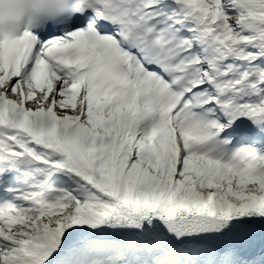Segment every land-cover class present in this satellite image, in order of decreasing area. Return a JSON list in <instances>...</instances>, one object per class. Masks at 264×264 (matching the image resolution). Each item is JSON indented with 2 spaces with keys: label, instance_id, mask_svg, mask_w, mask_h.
<instances>
[{
  "label": "snow or ice",
  "instance_id": "snow-or-ice-1",
  "mask_svg": "<svg viewBox=\"0 0 264 264\" xmlns=\"http://www.w3.org/2000/svg\"><path fill=\"white\" fill-rule=\"evenodd\" d=\"M16 4L0 264H264V0Z\"/></svg>",
  "mask_w": 264,
  "mask_h": 264
},
{
  "label": "clouds",
  "instance_id": "clouds-1",
  "mask_svg": "<svg viewBox=\"0 0 264 264\" xmlns=\"http://www.w3.org/2000/svg\"><path fill=\"white\" fill-rule=\"evenodd\" d=\"M27 24V16L18 10L16 0H0V28H24Z\"/></svg>",
  "mask_w": 264,
  "mask_h": 264
}]
</instances>
